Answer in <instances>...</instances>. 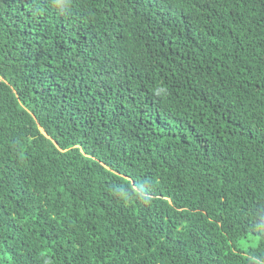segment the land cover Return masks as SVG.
I'll use <instances>...</instances> for the list:
<instances>
[{
  "label": "trees",
  "instance_id": "obj_1",
  "mask_svg": "<svg viewBox=\"0 0 264 264\" xmlns=\"http://www.w3.org/2000/svg\"><path fill=\"white\" fill-rule=\"evenodd\" d=\"M0 264H264V0H0Z\"/></svg>",
  "mask_w": 264,
  "mask_h": 264
},
{
  "label": "rangeland",
  "instance_id": "obj_2",
  "mask_svg": "<svg viewBox=\"0 0 264 264\" xmlns=\"http://www.w3.org/2000/svg\"><path fill=\"white\" fill-rule=\"evenodd\" d=\"M257 239H258V237L257 238H252V239H246V238H244V239H242L240 241V247H242L244 249H247L250 246L255 245L257 243Z\"/></svg>",
  "mask_w": 264,
  "mask_h": 264
}]
</instances>
